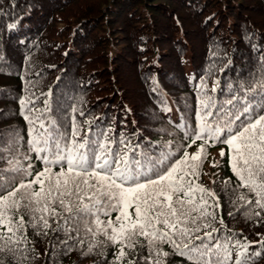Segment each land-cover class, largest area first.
<instances>
[{
  "label": "trees",
  "instance_id": "16d2710c",
  "mask_svg": "<svg viewBox=\"0 0 264 264\" xmlns=\"http://www.w3.org/2000/svg\"><path fill=\"white\" fill-rule=\"evenodd\" d=\"M262 80L264 0H0V148L5 157L32 165L30 176L16 184L45 166L30 151L32 125L25 116L42 114L46 126L55 120L66 139L74 122L77 139L106 144L109 159L127 144L129 160L140 161L145 176L151 175L145 171L150 161L179 158L185 148L192 154L203 145L199 175L192 179L219 198V208L209 209L215 219L208 222L218 229L214 240L229 245L228 264H236L237 241L249 244L247 264H264V210L255 207L247 188L238 187L226 144L207 133L192 143L185 132L198 129L205 115L200 101L208 98L215 107L207 110L216 113L210 124L220 119L218 109H232L225 101L234 96L240 97L236 108L251 109L242 119L264 115ZM22 100L31 103L23 107ZM7 167V159H0V169ZM241 194L253 204L240 200ZM54 207L59 215L47 217L48 228L34 227L23 207L15 213L13 221L23 216L25 225L16 233L19 243L0 251V264H145L150 253L143 237L116 261L121 245L103 235L93 238L86 231L91 216L66 219L70 214L58 203ZM116 215L111 213L113 220ZM203 231L211 228L198 234ZM159 247L169 253L161 257L164 264H193L169 244Z\"/></svg>",
  "mask_w": 264,
  "mask_h": 264
},
{
  "label": "snow or ice",
  "instance_id": "6c2138e0",
  "mask_svg": "<svg viewBox=\"0 0 264 264\" xmlns=\"http://www.w3.org/2000/svg\"><path fill=\"white\" fill-rule=\"evenodd\" d=\"M258 83L264 91V80ZM255 91L254 87L248 89L249 94ZM239 100L240 97L234 96L225 101L232 109H218L220 119L215 124L208 123V118L216 115L207 110L215 107L211 98L201 100L205 115L200 116L198 129L186 131L185 135L195 143L207 133L209 139L226 144L231 170L240 182L238 187L247 188L254 196L255 207L264 210V115L256 113L242 119L251 109L248 106L236 108L234 102ZM28 103L31 101H21L23 107ZM49 111V101L45 99L44 112ZM25 119L32 125L28 140L30 151L36 153L45 166L28 182L16 184L18 177L30 176L32 165L28 163L25 167L20 158L5 157V150L0 148V159L8 162L7 168L0 169V229H4L0 231V241H3L0 251L19 243L15 236L24 228L25 220L19 216L14 222L13 216L21 207L32 217L34 227L36 223H42L48 228L47 217L59 215L54 207L58 203L70 214L66 219L91 216L93 219L89 223L92 226L86 227V231L93 238L103 235L105 241L121 245L116 261L123 260L127 255L125 248L133 249L138 243L137 238L143 237L150 253L145 264H164L161 257H167L169 253L159 247L163 243L169 244L174 253L188 257L193 264H228L231 259L229 245L214 240L213 234L218 229L208 222L209 217L215 219L209 209L219 208V198L211 189L192 179L199 175L197 169L204 152L203 145L192 154L185 148L179 158L169 154L159 161H150L152 167H146L145 171H150L151 175L145 176L138 171L141 162L129 160L127 144L114 159H109L111 150H105L106 144L90 143L86 137L77 139L79 131L74 122L70 138L66 139L65 134L57 130L55 120L49 119L50 126H46L42 114L35 118L25 116ZM220 155H225L223 149ZM22 159L28 160L27 155ZM52 166H59L60 171L53 172ZM212 166L215 167V163ZM33 185H39V188L34 189ZM73 195L75 202L67 199ZM238 198L245 204H253L243 194ZM130 209L134 211L130 212ZM112 212L117 213L114 220ZM101 214L107 219L101 220ZM220 223L223 224L222 219ZM208 228L211 231L198 234ZM93 247L89 244V251ZM236 247L240 249L236 264H247L245 253L249 244L237 241ZM129 264L134 262L129 261Z\"/></svg>",
  "mask_w": 264,
  "mask_h": 264
}]
</instances>
